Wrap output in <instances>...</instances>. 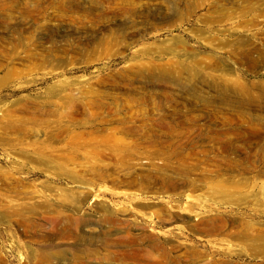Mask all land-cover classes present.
Wrapping results in <instances>:
<instances>
[{
	"label": "rangeland",
	"instance_id": "rangeland-1",
	"mask_svg": "<svg viewBox=\"0 0 264 264\" xmlns=\"http://www.w3.org/2000/svg\"><path fill=\"white\" fill-rule=\"evenodd\" d=\"M166 236L264 264V0H0V264Z\"/></svg>",
	"mask_w": 264,
	"mask_h": 264
},
{
	"label": "bare ground",
	"instance_id": "bare-ground-1",
	"mask_svg": "<svg viewBox=\"0 0 264 264\" xmlns=\"http://www.w3.org/2000/svg\"><path fill=\"white\" fill-rule=\"evenodd\" d=\"M138 205H139V203H138ZM167 237L168 236H166V239H164L162 241L160 240L159 245H156L161 250V255L159 258H153L152 264H172L173 263L174 258L170 255L171 249H169L167 247V243H168L167 241L169 240V238H167ZM172 246H174V245H172Z\"/></svg>",
	"mask_w": 264,
	"mask_h": 264
}]
</instances>
